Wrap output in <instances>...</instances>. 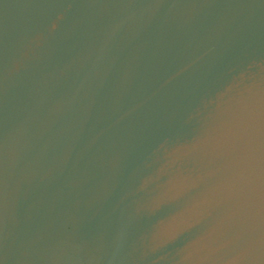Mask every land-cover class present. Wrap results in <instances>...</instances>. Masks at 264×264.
<instances>
[{"label":"water","instance_id":"water-1","mask_svg":"<svg viewBox=\"0 0 264 264\" xmlns=\"http://www.w3.org/2000/svg\"><path fill=\"white\" fill-rule=\"evenodd\" d=\"M0 264H264V0H0Z\"/></svg>","mask_w":264,"mask_h":264}]
</instances>
